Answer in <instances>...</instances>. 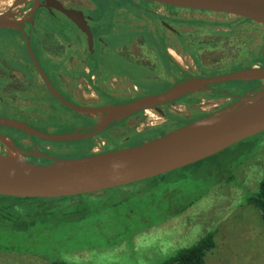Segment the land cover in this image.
Instances as JSON below:
<instances>
[{
    "label": "rangeland",
    "instance_id": "1",
    "mask_svg": "<svg viewBox=\"0 0 264 264\" xmlns=\"http://www.w3.org/2000/svg\"><path fill=\"white\" fill-rule=\"evenodd\" d=\"M95 1L99 6H110L116 1L130 2ZM212 14L205 18V15L193 16L183 12L181 16L185 19L223 21V17ZM144 21L146 25L143 22L140 24L148 26V19ZM60 27L67 28V25L61 24ZM246 31L247 28L239 30V37H245L243 32ZM167 36L171 37L169 34ZM224 42L238 46L236 52L242 62L248 58L250 46L263 43ZM33 48L43 68L47 72L52 69L50 56H45L46 64L42 60L41 49L36 45ZM229 53L222 56L219 54L218 58L217 53L210 54L207 59L209 63L226 62ZM142 81L138 79L136 84L151 82L145 78ZM123 82L126 83V80ZM164 89L158 86L148 88L146 92L123 88L111 93L92 91V98L87 90L85 98L78 93L76 101L83 104L92 102L95 108L102 107L100 105L108 107L157 95ZM39 96L49 97L44 89ZM48 100L49 104L57 107L56 110L50 109L51 106L39 108L31 103L27 109L16 112L26 119L48 126L49 130L37 126L43 132L70 133L74 128L66 124L58 125L55 116L59 113L61 117L62 113L69 111L61 105H54L51 99ZM215 106L212 101L203 99L201 104L189 109L173 104L159 111H146L143 112L142 121L139 117H131L122 122L123 125L110 129L107 135L114 142L112 149L137 146L151 139V135L138 137V134L156 126L167 127L165 130L168 131L176 127L175 122L179 124L183 120L215 112ZM19 114L13 113V110L0 111V116L7 119L19 120ZM169 114L175 120H171ZM92 119L97 120L98 117ZM97 142L94 148L96 153L103 148L101 141ZM65 146V151H58L54 147L57 159L82 158L87 155L84 142H72ZM0 155L8 156L9 151L0 152ZM17 157L21 158L20 155ZM179 170L156 181H143L56 203V209L60 212L72 208L85 211L87 215H66V219L51 223L46 212L49 208L47 204H38L44 212L35 217L34 210L27 204L15 205L9 200L0 201V264H50L54 261L69 264H161L178 249L194 244L207 232H215L216 247L208 254L206 264H264V223L245 199L247 193L254 192L264 177V132L198 165ZM168 211L176 215L166 217ZM60 216L62 218L64 213H60Z\"/></svg>",
    "mask_w": 264,
    "mask_h": 264
},
{
    "label": "flooded vegetation",
    "instance_id": "2",
    "mask_svg": "<svg viewBox=\"0 0 264 264\" xmlns=\"http://www.w3.org/2000/svg\"><path fill=\"white\" fill-rule=\"evenodd\" d=\"M127 1L130 2L116 1L110 6H99L95 0H0V20L18 23V26L0 27V111L13 110V113L19 114L16 111L27 109L31 103L38 105L39 108L51 106L50 109L56 110L57 107L49 104L48 99H51L54 105H61L69 111L62 113L61 117L59 113L55 116L58 118L56 119L58 125L72 126L74 129L71 132H89L97 123L98 119L70 110L50 94L29 58L25 41H30L32 51L35 45L41 49L44 63L47 64L45 56H50L53 68L49 69L48 73L43 68L37 52L36 55L33 52L53 89L68 103L82 108H95L92 107V102L83 104L76 101L78 93H81L80 97L85 98L84 93L87 90L91 98L92 91L111 93L119 92L120 88L146 92L148 88L163 86L165 92L190 79L216 77L264 66L263 25L219 13L211 14L223 17V21L185 19L181 16L183 12L193 16L205 15V18L210 12ZM55 5L82 16L84 27L92 34L91 44L88 43L86 35ZM144 19H148V26L140 24L146 23ZM61 24L67 25V28L60 27ZM246 28L248 31L243 32L245 37H239V30L244 31ZM224 41L263 43L259 46L254 44L250 46L248 58L242 62L236 52L238 46L229 45ZM228 52L231 53L226 62L223 60L221 63L218 61L209 63L207 59V55L217 53L218 58L219 54L222 56ZM143 78L151 82L144 85L136 84V80L142 81ZM123 80H126V83ZM43 89L48 98L39 96ZM263 92L264 80L233 81L207 87L173 104L189 109L201 104L203 99H208L216 105L214 109L217 111ZM206 115L208 114L188 121L182 119V123L179 124L175 122L176 127L166 133ZM19 116L21 120L17 121L24 122L38 131H41L39 127L49 130L43 123H36L20 114ZM120 124L114 123L96 137L88 139L93 140L94 148L97 141H101L103 148L97 153L108 152L107 149L113 151L107 132ZM0 135L27 153L19 154L21 159L37 165L49 164L51 161L45 157L31 155L29 152L56 158L53 154L54 147L58 148V151H65L67 148L65 145L72 143L44 142L5 127H0ZM85 141L87 140L77 142ZM94 148L86 156L96 154ZM7 150L0 142V152L4 153Z\"/></svg>",
    "mask_w": 264,
    "mask_h": 264
},
{
    "label": "water",
    "instance_id": "3",
    "mask_svg": "<svg viewBox=\"0 0 264 264\" xmlns=\"http://www.w3.org/2000/svg\"><path fill=\"white\" fill-rule=\"evenodd\" d=\"M160 4L173 8L219 13L252 21L264 26V0H131ZM84 33L88 43L92 34L79 13L55 5ZM18 26L16 22H3ZM29 58L45 82L50 94L70 110L86 117H98L89 132L51 134L30 125L0 117V127L11 128L44 142L66 143L96 137L114 123H121L146 111H159L174 102L226 82L264 80L262 68H247L216 77L190 79L165 92L146 96L124 104L108 107L82 108L64 100L52 87L35 57L30 41H25ZM264 132V92L217 110L187 123L162 136L137 146L96 153L82 158L56 159L38 152L34 156L50 159L51 163L37 165L10 155L27 154L0 135V142L9 151L0 155V196L21 199H57L98 193L140 183L210 158L229 147ZM14 153V154H13Z\"/></svg>",
    "mask_w": 264,
    "mask_h": 264
},
{
    "label": "trees",
    "instance_id": "4",
    "mask_svg": "<svg viewBox=\"0 0 264 264\" xmlns=\"http://www.w3.org/2000/svg\"><path fill=\"white\" fill-rule=\"evenodd\" d=\"M190 102H192V99H190ZM133 117H139L140 120L142 121L143 120V112L138 113V114L134 115ZM169 118L171 120H175V118L171 114H169ZM122 122L124 123L125 120ZM122 122H121V124L120 123H118V124L123 125ZM179 123H182V121ZM166 128L167 127H164V126H156V127H152L150 129H148L146 132L140 133L138 135L136 134V135L138 137L151 135V139H149V140H152V139H155L159 136L164 135V133H166V131H167V130H165ZM110 141H111V139H110ZM84 143H86V146H85L86 154H89V152L94 148L95 143L93 142V140L92 141L87 140ZM111 143H112L111 145L114 144V142H112V141H111ZM55 146H57V145H55ZM113 150H115V149H113ZM107 151H111V150L107 149ZM53 154H56V152L54 151ZM203 161H200L198 163H195L193 165L185 167L181 170H184L186 168L198 165V164L202 163ZM178 171H180V170L173 171V172H170V173H167V174H164V175H161V176H158V177L146 180V181H156L159 179H163L166 175H172ZM234 178H235V176H234ZM229 182H232V180H229ZM81 196H83V195H81ZM81 196H76V197H81ZM70 198H74V197H62V198H57V199H21V198L0 196V201L9 200L12 203H14L15 205L27 204L34 210L33 215L35 217L37 215L39 216L40 213L44 212L43 210H40L41 208L38 207V204H41V203L47 204V206L49 208H47L46 212L49 216L48 221L51 223V222H55L57 220L66 219V215H79V214L87 215V213L85 211L78 210V209H72L71 208L70 210H66L65 212H60L56 209V206H57L56 203L63 202V201L70 199ZM245 199H246V202L248 203V205L251 206L253 209H255L258 212L261 221L264 223V177L257 184L254 192L247 193ZM191 204L192 203L188 204V207ZM185 208H186V206H185ZM60 213H64V216L62 218L60 216ZM169 215H176V213L168 211L167 214H165L166 217ZM0 217H2V215H0ZM215 247H216L215 232H207V233L203 234L194 244H192L188 247H183V248L178 249L173 256L164 260L161 264H206V258L208 256V254H210L215 249ZM50 264H69V263H65V262H61V261H54Z\"/></svg>",
    "mask_w": 264,
    "mask_h": 264
},
{
    "label": "bare ground",
    "instance_id": "5",
    "mask_svg": "<svg viewBox=\"0 0 264 264\" xmlns=\"http://www.w3.org/2000/svg\"><path fill=\"white\" fill-rule=\"evenodd\" d=\"M30 153V152H29ZM17 157V155L16 154H14V155H10V158H16Z\"/></svg>",
    "mask_w": 264,
    "mask_h": 264
}]
</instances>
